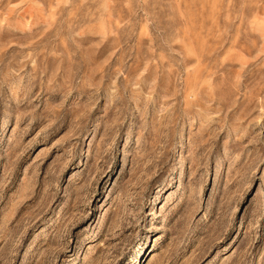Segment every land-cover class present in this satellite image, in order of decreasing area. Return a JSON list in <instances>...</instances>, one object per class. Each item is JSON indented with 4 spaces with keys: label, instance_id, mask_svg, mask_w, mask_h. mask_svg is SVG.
I'll list each match as a JSON object with an SVG mask.
<instances>
[{
    "label": "rangeland",
    "instance_id": "rangeland-1",
    "mask_svg": "<svg viewBox=\"0 0 264 264\" xmlns=\"http://www.w3.org/2000/svg\"><path fill=\"white\" fill-rule=\"evenodd\" d=\"M0 264H264V0H0Z\"/></svg>",
    "mask_w": 264,
    "mask_h": 264
}]
</instances>
